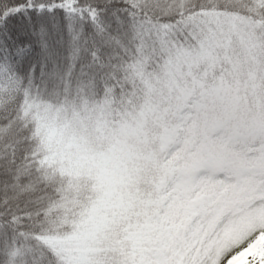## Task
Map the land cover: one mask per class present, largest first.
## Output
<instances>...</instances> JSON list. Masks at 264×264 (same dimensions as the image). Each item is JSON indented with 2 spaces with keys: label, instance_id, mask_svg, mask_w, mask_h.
<instances>
[{
  "label": "snow or ice",
  "instance_id": "snow-or-ice-1",
  "mask_svg": "<svg viewBox=\"0 0 264 264\" xmlns=\"http://www.w3.org/2000/svg\"><path fill=\"white\" fill-rule=\"evenodd\" d=\"M0 264H264V0H0Z\"/></svg>",
  "mask_w": 264,
  "mask_h": 264
}]
</instances>
